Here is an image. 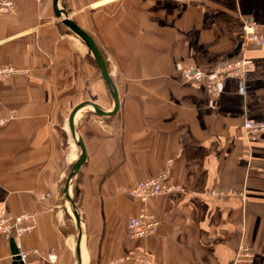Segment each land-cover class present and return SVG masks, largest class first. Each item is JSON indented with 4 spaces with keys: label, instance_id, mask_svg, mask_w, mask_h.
<instances>
[{
    "label": "crops",
    "instance_id": "1",
    "mask_svg": "<svg viewBox=\"0 0 264 264\" xmlns=\"http://www.w3.org/2000/svg\"><path fill=\"white\" fill-rule=\"evenodd\" d=\"M11 1L15 11L0 14V64L25 73L0 79V118L8 119L0 131V212L35 213L34 229L20 238L36 250L34 264H78L63 193L80 153L68 116L85 100L107 111L113 102L92 56L56 21L52 0ZM60 4L94 39L119 99L113 114L84 107L74 117L86 153L69 186L81 262L131 264L115 260L137 250L151 264H231L244 240L251 264H264V133H242L244 120H264V44L247 47L245 74L225 79L213 97L177 72L178 64L209 68L240 48L241 19L264 23V0ZM169 159L170 180L182 190L149 199L157 230L131 239L126 221L139 202L129 191ZM41 193L50 197L38 200ZM12 260L0 235V264Z\"/></svg>",
    "mask_w": 264,
    "mask_h": 264
},
{
    "label": "built area",
    "instance_id": "2",
    "mask_svg": "<svg viewBox=\"0 0 264 264\" xmlns=\"http://www.w3.org/2000/svg\"><path fill=\"white\" fill-rule=\"evenodd\" d=\"M192 2L200 0H176ZM15 5L11 0H0V14L13 13ZM241 45L238 52L231 58H225L209 68H201L196 64H178L177 72L183 82L202 83L207 94L216 96L222 82L227 78L242 77L251 60L246 56V49L250 45L264 44V23H256L248 18H242ZM25 70L10 64H0V79L10 76L24 74ZM8 122L7 118H0V131ZM243 134L246 138H254L259 133H264V120H244L242 123ZM171 160H166L164 168L155 176L138 180L130 189L129 194L139 202L136 213L130 215L126 221V230L129 238L138 239L153 234L159 225V220L151 213L146 205L149 199L162 195L180 192L182 186L170 180ZM50 197L49 193H41L38 200ZM35 213L22 212L12 215L5 210L0 212V235L5 239L13 238L18 250L17 257L23 264H34L30 260L36 250H29L21 247L20 238L25 233L32 231L35 227ZM253 251L250 246L241 240L235 251L231 264H251ZM51 262L56 261V255L51 253L47 256ZM129 261L131 264H151L150 257L140 251L127 252L115 260V262Z\"/></svg>",
    "mask_w": 264,
    "mask_h": 264
},
{
    "label": "water",
    "instance_id": "3",
    "mask_svg": "<svg viewBox=\"0 0 264 264\" xmlns=\"http://www.w3.org/2000/svg\"><path fill=\"white\" fill-rule=\"evenodd\" d=\"M52 7H53V12L56 20L60 22L63 26L66 27V29L73 34L86 48L87 52L92 56V59L94 61V64L96 68L99 71V74L109 92V95L112 99L113 102V107L111 110L107 111L101 108L99 105L92 101H82L75 105L69 116H68V125L70 128V131L75 139V144L79 147L80 153L77 157V159L74 161L72 164L69 173L67 175L65 184H64V189L63 193L65 196V199L68 203V206L70 208L71 214L74 218L75 225H76V244H75V252L78 258V264H83L80 259V248H81V239H82V231H81V225H80V218H79V213L77 211V208L73 202V199L69 193V186L74 179L75 175L77 174L80 166L84 163L85 161V148L82 142L81 137L79 136V133L77 129L75 128L74 125V117L75 114L82 108L84 107H90L93 109V111L97 115H110L116 112V110L119 107V99H118V92L116 89V86L107 70V67L105 65L104 59L100 53V50L95 43L94 39L82 28L80 27L74 20L70 19L68 16V12L65 9L64 4L59 5V0H52ZM239 49V44L235 48L233 52H231L229 55H227L225 58H231L233 57ZM9 246H10V252L13 256L12 264H23L19 258L17 257V248L14 242L13 238H9Z\"/></svg>",
    "mask_w": 264,
    "mask_h": 264
},
{
    "label": "rangeland",
    "instance_id": "4",
    "mask_svg": "<svg viewBox=\"0 0 264 264\" xmlns=\"http://www.w3.org/2000/svg\"><path fill=\"white\" fill-rule=\"evenodd\" d=\"M57 21V20H56ZM58 22V21H57ZM59 24L60 25H62L60 22H59ZM63 26V25H62ZM66 28V27H65ZM74 39L76 40V42H78L79 44H80V47H81V50H83L84 49V51L86 50L85 49V47H84V45L74 36ZM91 61H92V64L93 65H95L94 64V61H93V59L91 58ZM242 133H243V129H242ZM260 134V133H259ZM243 136L245 137V135L243 134ZM251 139V138H250Z\"/></svg>",
    "mask_w": 264,
    "mask_h": 264
}]
</instances>
